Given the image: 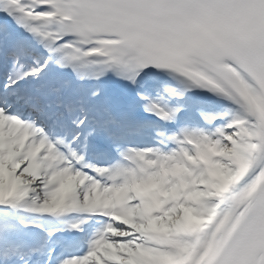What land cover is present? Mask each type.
<instances>
[{
    "label": "snow or ice",
    "instance_id": "6c2138e0",
    "mask_svg": "<svg viewBox=\"0 0 264 264\" xmlns=\"http://www.w3.org/2000/svg\"><path fill=\"white\" fill-rule=\"evenodd\" d=\"M0 264H264V0H0Z\"/></svg>",
    "mask_w": 264,
    "mask_h": 264
}]
</instances>
